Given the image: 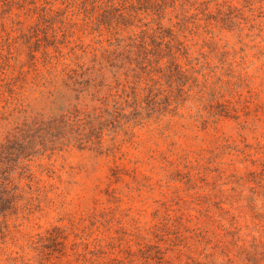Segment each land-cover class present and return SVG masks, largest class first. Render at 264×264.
<instances>
[{
  "label": "rangeland",
  "instance_id": "rangeland-1",
  "mask_svg": "<svg viewBox=\"0 0 264 264\" xmlns=\"http://www.w3.org/2000/svg\"><path fill=\"white\" fill-rule=\"evenodd\" d=\"M201 1L208 3L211 26L205 29L201 16H195L199 12L187 6L195 27L189 24L180 39L189 48L191 63L200 74L212 76L214 67H221L223 76L232 77L228 78L230 90L238 95L231 99L225 94V99L236 111H230L229 118H210L205 126L203 116L195 118L196 105L192 107L189 101L178 112L182 117L136 116L130 108H123L117 112L121 117L116 118L112 104L107 106L109 110L106 107L104 92L93 95L90 86L87 92L79 93L80 86L71 83V92L62 87L69 103L63 104L64 110L69 109L71 119L81 118L89 125L97 116L102 117L99 122L106 119L96 125L103 131L102 146L95 145V131L86 130L80 144L74 141L81 128L58 127L51 133L49 150H40L25 173L13 171L11 178L15 193L20 195L21 209H4L0 216V226H7L0 244V264H82V258L75 254H83L85 249L105 262L126 257L127 250L136 251L137 238L147 233L153 219L163 217L165 211L174 217L183 213L196 216L199 209H157L162 201L192 200L197 190L187 192L178 182L179 175L186 172L185 166L200 168L196 183L205 187V193L215 185L214 192L223 191L224 196L232 194V188L241 189L243 196L249 194L256 175L248 172L256 174L264 166V0ZM53 8H62L59 0ZM10 17L16 29L21 26H15L17 22L29 23L22 15ZM1 23L10 21L1 22L0 18L3 34ZM10 36H17V32ZM93 36L77 44H92ZM61 41L58 36V43ZM57 46L65 57L71 56V46ZM74 53L80 58L77 48ZM37 57L41 68L43 59L39 54ZM21 61L26 71L27 57L23 53ZM81 62L54 58L52 67L59 72L64 63L69 64L67 70H74ZM14 69L16 74L18 67ZM14 91L19 92L17 86ZM39 97L38 91L25 93L20 119H50L49 100L42 107ZM9 128H0V141ZM218 173L222 179L215 181ZM230 211L234 213L235 209ZM240 224L248 226L240 232L243 239L250 242L254 236L264 242L262 217L247 215ZM172 263L176 264L175 259Z\"/></svg>",
  "mask_w": 264,
  "mask_h": 264
},
{
  "label": "trees",
  "instance_id": "trees-1",
  "mask_svg": "<svg viewBox=\"0 0 264 264\" xmlns=\"http://www.w3.org/2000/svg\"><path fill=\"white\" fill-rule=\"evenodd\" d=\"M57 1L0 0L1 22L10 21L1 23L3 34L0 33V74L3 76L0 128L12 127L0 141V216L4 209H21L20 195L15 193L17 188L11 178L13 171L20 169L25 173L28 163L40 150H49L51 133L58 127L81 128L78 139L73 140L80 144L86 130L95 131V145L102 146L103 131L96 125L106 119L99 122L102 117L97 116L90 125L84 124L81 118L71 119L69 109L64 110L63 104L69 103L61 88L71 92L69 83L80 86L79 93L87 92L90 86L93 95L104 92L106 107L112 104L116 118L121 117L117 112L124 111L123 108H130L136 116L182 117L178 112L189 101L192 107L196 105L195 118L203 116L205 126L210 118H229L230 111H236L230 107V100L225 99L226 95L231 99L238 95L230 90L228 78L232 77L223 76L221 67H214L212 76L200 74L191 63L189 48L180 39L181 31H187L189 24L195 27V20L190 21L192 14L188 15L191 8L199 12L195 16H201L199 20L204 22L205 29L211 26L213 19L208 3L201 0H59L62 8H53ZM11 15H22L29 23L17 22L15 26H21L16 29ZM12 32H17V36L11 37ZM58 36L62 38L60 43ZM89 36H93L92 44L85 47L77 44ZM57 44L64 47L74 44L69 49L71 56L65 57ZM49 48L57 57L51 55ZM76 48L80 58L74 53ZM22 53L27 57L26 71ZM37 54L43 59L41 68ZM72 56L82 60L76 69L67 70L69 64L64 63L59 72L52 67V59L72 62L75 61ZM15 66L18 67L16 74ZM16 86L19 92L14 91ZM33 91L39 92L42 107L49 100L48 110L52 113L49 120L20 119L25 93ZM104 113L107 115L106 110ZM185 169L178 182L186 186L187 192L197 190L192 200L162 201L157 209H174L173 206L184 212L199 209L195 217L186 213L174 217L165 211L163 217L153 219L145 235L137 238L135 252L127 250L126 257L105 262L101 256L85 249L83 254H75L82 258V264H174L173 259L176 264H264V242L254 236L247 242L240 236L248 227L240 224L247 215L264 219V166L256 174L248 172L256 175V180L247 196L235 188L230 189L232 194L224 196L223 191L214 192L215 185L210 193H205V187L196 183L201 176L200 168L185 166ZM220 178L222 175L218 173L215 181ZM230 209L235 212L231 213ZM6 232L7 226H0V244ZM87 255L91 258H86Z\"/></svg>",
  "mask_w": 264,
  "mask_h": 264
}]
</instances>
